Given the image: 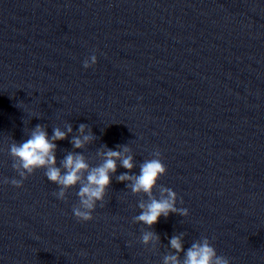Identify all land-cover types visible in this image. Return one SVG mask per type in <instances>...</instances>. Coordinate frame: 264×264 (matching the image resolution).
<instances>
[{
  "label": "clouds",
  "instance_id": "obj_1",
  "mask_svg": "<svg viewBox=\"0 0 264 264\" xmlns=\"http://www.w3.org/2000/svg\"><path fill=\"white\" fill-rule=\"evenodd\" d=\"M96 63L97 57L93 54L84 60L83 67L87 69ZM84 128L85 125H80L81 132L84 131ZM71 131V126H68L67 132ZM66 135V132L55 128L53 136L49 139L47 132L40 125H37L29 139L19 144L13 143L10 147V154L19 163L13 164L12 167L17 171L20 179L13 178L10 183L14 187H22L23 180L27 179L36 169L45 168L47 179L60 186L59 191L53 193L60 200L65 199L67 189L80 184L81 186L77 192L79 204L73 206L72 212L78 221L88 222L94 218L92 213L95 211L98 202L101 206L103 205L107 188L111 183L110 173L116 171V160L120 159L122 166L131 170L134 167L132 157L125 155L129 151L127 146H124L122 151L109 149L103 154L105 157L103 164L89 171V164L86 163L83 155L70 153L62 162V166L66 170L62 174L61 169L55 166L56 144L53 141L63 140ZM92 139L93 137L90 135H84L82 139L74 137L72 144L75 148H81ZM84 172L88 173L86 180L83 176ZM166 172L167 168L162 162L161 153L157 150L154 152L152 159L146 160L140 166L139 175L130 176L125 173L118 177L120 181H132L130 187L134 193L142 191L148 195L150 203L147 205L140 204L142 211L140 215L135 217V220L149 227L157 223L161 216L167 217L169 213L179 212L183 216L189 214L186 208L177 209V193L171 188H162L160 199L152 196V189ZM3 182L9 183V180L5 178ZM181 202H183L182 199ZM156 239L158 237L152 232H145L142 236V241L145 244ZM170 245L177 253L183 251V244L179 236H173L170 239ZM165 264H181V261L177 255H169L165 257ZM183 264H230V260L223 255H218L209 239L205 237L201 241L193 243L187 250Z\"/></svg>",
  "mask_w": 264,
  "mask_h": 264
}]
</instances>
